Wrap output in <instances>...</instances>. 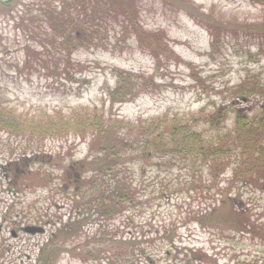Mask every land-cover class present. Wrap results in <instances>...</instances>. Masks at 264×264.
<instances>
[{"label": "rangeland", "instance_id": "obj_1", "mask_svg": "<svg viewBox=\"0 0 264 264\" xmlns=\"http://www.w3.org/2000/svg\"><path fill=\"white\" fill-rule=\"evenodd\" d=\"M37 1L0 0V111L26 120L30 125L26 134L56 131L44 138L42 148H19L12 156L1 144H14V137L19 136L0 126V150L5 161L18 160L22 153L31 159L33 152L47 156L23 166L25 172L19 179L20 226L35 224L45 232L28 235L20 231L16 239L8 236L6 245L13 246L0 249V264H109L98 254L114 258L109 252L119 245L100 242V223L116 238L147 237L141 244L146 254L131 264H174L189 255L190 249L198 253V257L189 255L199 259L198 264H264V242L251 233L255 223L264 225V176L244 177L233 172L247 149L256 155L260 149L264 152V138H259L253 122L258 108H264V0H187L188 8L177 5L185 0H123L124 7L117 0H105L112 3L115 16L108 20L103 36L94 33V28L77 25H65V33L60 31L63 25L55 32L34 29L30 18L49 9ZM100 11L102 14L105 7ZM121 11L135 16L145 35L137 38ZM197 11L206 14L203 22ZM210 24L219 33L216 38L210 33ZM153 34L161 42L150 52L146 46L153 43L149 37ZM119 80L123 82L119 94L125 93V100L111 104L109 94L116 91ZM94 106L133 125H147L160 117V138L168 144L165 132L171 128L161 129L163 126L174 123L183 133L190 130L195 139L185 146L196 153L184 157L176 144L175 150L162 149L145 162L132 161L128 149L125 159L108 170L106 180L112 178L114 184L121 179L122 191L132 188L133 181L139 188L137 202H121L110 219L92 213L84 215L87 221L83 222L80 216L77 233L69 227L67 231L75 234L51 237L77 218L75 203L65 197L75 190L71 186L93 175V167H79L75 180L70 170L73 182L64 193L66 168L76 161L91 162L101 154L98 138L94 140L99 126L95 119L92 122L94 115L78 120L83 129L77 136L68 125ZM22 128L23 132L26 124ZM63 131L69 135L63 136ZM253 139H259V148ZM31 141L34 143L33 138ZM31 170L35 177H29ZM51 174L60 178L48 184ZM4 175L10 178L12 174L0 171V183L6 185ZM232 179L227 190L226 183ZM243 183L247 185L239 196L237 188ZM92 185L98 186V180ZM55 188L60 192H54ZM4 197L8 199L6 194ZM226 199L243 210L251 235L230 233L222 225L223 218L230 215L228 205H222ZM202 214L208 215L200 221ZM94 233L98 238L88 240ZM149 239L154 240L149 243ZM125 247L132 248L119 249Z\"/></svg>", "mask_w": 264, "mask_h": 264}, {"label": "trees", "instance_id": "obj_2", "mask_svg": "<svg viewBox=\"0 0 264 264\" xmlns=\"http://www.w3.org/2000/svg\"><path fill=\"white\" fill-rule=\"evenodd\" d=\"M110 1V0H108ZM181 1L177 5L182 8H188V2L187 0ZM119 4V7H124L123 0H117L116 1ZM39 3L40 7L45 6L49 9H45L44 11H40L41 13L38 14V16H33L30 18V23L34 22L35 25L32 27L36 30L45 31V29H50L52 31H57L62 27L60 30L62 33H65V25H77V26H83L87 27L91 30V28L96 29V31H92L94 33H98L99 35H105L107 33V22L109 19H111L115 14L113 11L115 10L112 6L111 2H107L104 0V3H102V0H45L44 2H40V0L37 1ZM115 3V1H113ZM6 5H8L6 3ZM35 5V4H33ZM105 7V11L101 14V7ZM72 8V10L69 12V14L66 13V10H69ZM121 15L124 16L126 20L130 22L131 29L135 33L137 38L145 35L144 31L141 29L139 23L137 22V18L133 15H128L126 12L121 11ZM131 13V12H130ZM205 13H200L197 11V16L200 17V21H204ZM108 16V17H106ZM202 19V20H201ZM23 21V19L21 20ZM63 22H66L63 23ZM241 27V26H239ZM210 28V33L217 37L219 33H217V29L215 27H212L211 24L208 26ZM141 35V36H140ZM152 42L148 47L146 48L153 52L154 50H157V46L159 41L161 42V37L159 38L158 35L153 34L149 35ZM70 38V37H68ZM69 39H66L68 41ZM65 43V42H62ZM27 64V63H26ZM26 66V65H25ZM126 75L130 76V74L126 73ZM123 82L122 80L118 81V86L116 88V91L109 94L111 98V104H114L116 102H122L125 100V93L123 96H120L119 91L122 89ZM134 87V86H132ZM262 89V88H261ZM259 89V90H261ZM132 92H130V95ZM129 95V97H130ZM112 105L110 106V108ZM109 108V109H110ZM10 111H0V126L8 131L9 133H16L17 136H21L25 140H27V146H24V143H21L22 150L26 151L28 148H31L32 150L40 149L44 145V138L50 134L56 131V129H52L47 134H40L38 132H34L29 134V132L26 134L25 132L27 128L30 127L29 123L26 120H17L16 115H9ZM84 116L79 117L78 119L75 118L72 122H70L68 125H72L73 129L69 130L74 133V135H78L82 133L81 127H79L78 120L84 121V119H89L91 115H94L92 122L96 121L99 126H97L98 135L94 137V140L98 138L101 154H97L93 157L91 162H88L86 160H83L82 162L73 163L69 167L71 170H76L79 167H93V175L87 179L84 180V178H80V184L77 186L72 185L71 187L74 188L71 194L65 195V197L69 198L68 200H71L75 203L74 207L77 211V218H73L72 220L68 221L67 225L65 227H62L59 229L58 233H63L66 236H71L75 233H70L67 231V228L72 227L74 229V232L77 233L78 231V221L79 217L82 216L80 220L83 219L85 216H90L92 213L95 214L97 217H107V219H110L112 217V214H114V211H118V207L120 206L121 202H126L128 199L134 204L137 202V194L139 193V188L135 186V184L132 181V188L130 186H127L126 191H122L123 185L121 183V179H116L114 184H112V178L109 180H106V176L108 175V170L115 166L119 160L125 159V154L127 150H130L132 161L134 160H145L147 162L152 155L156 153H160L162 149H176L177 146L181 149V153L184 157L188 155H194L196 153L195 149H188L185 145L188 146V144L194 140V133H192L190 130L183 133L181 130L178 129L177 125H174V123L170 125L163 126L161 129H167L171 128L168 133V139L170 140L169 144L165 141H162L160 138L163 134H160V117L152 119L147 125L139 126V125H133L130 124L128 121H124L123 119H119L118 117H112V112L109 114H106L103 110H98L96 106H94L93 111H88L87 113L83 114ZM257 119V120H256ZM255 121V132H257L260 136V131L263 129L264 121L262 120L263 117L258 118L256 117ZM76 120V121H75ZM80 120V121H81ZM31 123H34V121H30ZM26 124L25 130L22 132V127H24ZM50 122H48V125ZM28 125V126H27ZM244 127L240 128L241 134L244 131ZM124 129L127 131L125 132ZM141 132H138V131ZM69 131L66 133L63 131V136H67ZM138 132V134H136ZM164 133V132H162ZM21 134V135H20ZM69 135V134H68ZM34 139V143L31 141V139ZM44 141V142H43ZM259 143V141H258ZM257 143V144H258ZM256 143H254V146ZM170 146V147H169ZM33 147V148H32ZM90 151H93L90 148L89 143V155ZM137 152V154H134ZM254 152V150H253ZM250 157L255 158L256 154L252 153V150L247 149V153ZM88 155V153H87ZM86 155V157H87ZM213 156H216V154H213ZM87 159V158H86ZM99 164V168H96V165ZM73 167V169H72ZM216 168V167H215ZM221 168V167H220ZM238 168V167H237ZM68 168H66V171H69ZM216 170V169H215ZM79 173V171H78ZM80 174V173H79ZM238 174V173H237ZM254 173H243L244 177H248L253 175ZM38 175L39 172H38ZM125 179V177H122ZM70 178L67 177L65 179V182H69ZM98 180L99 185L95 186L92 185V183ZM44 182L46 179L43 180ZM73 182V181H72ZM233 182V179L230 182ZM250 183H253L249 181ZM125 183V180L123 181V184ZM236 183H239L238 181ZM254 184V183H253ZM46 185V184H45ZM230 185L228 188L230 189ZM72 188L70 190H72ZM84 188V192H83ZM86 195V200H84ZM225 195V194H224ZM229 199H226L223 201L222 205L227 204L228 205V211L230 212L229 217L223 218V224L224 226L230 225L234 230H244L245 229V216L241 210H236V207L231 206V201ZM86 201V206H85ZM72 202V203H73ZM123 206H126L124 204ZM88 209H91V213L87 211ZM214 209V208H213ZM214 211V210H211ZM210 211V212H211ZM75 214V213H74ZM70 215V213H69ZM208 214H202L200 215L198 219L202 221V219H205L204 217ZM86 217V218H87ZM86 218L83 219V222H86ZM71 219V217H70ZM99 231L101 233V236L99 237L100 242L104 241H113L115 244L117 243L119 246L114 250V252H109L111 255H114V258L109 259L106 255L107 253L100 252L98 256L100 258H106L109 260V264H120L119 260L124 259L125 261L122 264H131V261H133L134 258H140L142 255L146 254V249L142 247V243L144 241H147V237L144 238L143 236H136V235H130V238H126V236H121L120 238H116V235L113 232L110 231H104L106 228L103 223H100L98 225ZM256 229L253 231L257 235H259L261 238L264 239V229L262 226L259 227L254 226ZM103 232H107L106 235H103ZM97 233H94L91 238L88 240H96L98 237L96 236ZM154 239H149L148 242H153ZM131 245L132 248H126L125 249H119L121 246ZM190 253L193 255V257H198V253L189 250ZM189 253V255H190ZM43 254V253H42ZM42 254L39 256V258H42ZM86 254V253H85ZM189 255H185L184 258L180 259L179 261H174V264H198L197 258H193ZM120 258V259H119ZM129 261V263L127 262ZM193 262V263H192Z\"/></svg>", "mask_w": 264, "mask_h": 264}, {"label": "flooded vegetation", "instance_id": "obj_3", "mask_svg": "<svg viewBox=\"0 0 264 264\" xmlns=\"http://www.w3.org/2000/svg\"><path fill=\"white\" fill-rule=\"evenodd\" d=\"M259 151L260 152L255 158L250 157L248 154H244V158L238 165L239 168L237 172L240 174L257 173L264 176V152H261V149ZM0 158L3 159V162L0 163V171L4 172L6 170L9 174H12L10 178H7L6 185H0V249H5L6 246L4 242H6L8 236L11 239H16L19 237L18 233L20 231L25 232L24 230H26L24 226H20L21 213L19 190L20 175L22 171L24 172L21 166H25L26 161L23 159L12 160L11 158L5 161V157L1 150ZM242 188L245 187L243 186ZM5 193L10 197L9 199L4 197ZM7 246L10 247L13 246V244L8 243Z\"/></svg>", "mask_w": 264, "mask_h": 264}, {"label": "water", "instance_id": "obj_4", "mask_svg": "<svg viewBox=\"0 0 264 264\" xmlns=\"http://www.w3.org/2000/svg\"><path fill=\"white\" fill-rule=\"evenodd\" d=\"M244 100V99H243ZM31 231H32V233H34L35 231H37V232H39V231H41V229L40 228H31Z\"/></svg>", "mask_w": 264, "mask_h": 264}]
</instances>
